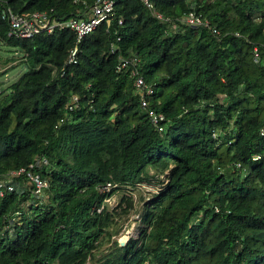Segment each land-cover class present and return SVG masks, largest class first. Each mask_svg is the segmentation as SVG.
<instances>
[{"label":"trees","instance_id":"obj_1","mask_svg":"<svg viewBox=\"0 0 264 264\" xmlns=\"http://www.w3.org/2000/svg\"><path fill=\"white\" fill-rule=\"evenodd\" d=\"M113 1L76 42L58 27L9 36L2 9L64 21L95 0H0V41L19 53L3 64L25 65L0 90V180L13 185L0 196V264H264V0H152L163 20ZM189 11L208 25L183 23ZM20 168L47 187L34 193ZM151 183L120 246L131 191Z\"/></svg>","mask_w":264,"mask_h":264},{"label":"built area","instance_id":"obj_2","mask_svg":"<svg viewBox=\"0 0 264 264\" xmlns=\"http://www.w3.org/2000/svg\"><path fill=\"white\" fill-rule=\"evenodd\" d=\"M141 1L156 18L161 20L167 19L158 10H156L152 0ZM113 2V0H95L90 8V12L87 17H72L64 21L56 20L55 18L51 17L46 11L17 13L9 7H5L2 9V17H4L9 24V36L26 38L41 29L51 32L54 27H58L67 28L73 31L76 35V42H79L85 35L89 34L102 22L109 19L113 10ZM181 21L192 26L208 25L207 20L194 11H189L183 14V16L181 17ZM212 31L214 33L218 32L215 28H213ZM253 51L254 58H258V51L256 49H254ZM76 54L77 45L73 46L70 49L68 54V62H75ZM132 61L135 60L122 59L119 66L123 67L126 64L132 63ZM131 74L134 76V85L137 93L139 94L142 107L146 108L147 115L150 118L151 122L158 128V130H162L160 122L164 119L163 114L156 112L153 109L147 108V100L145 99V96L152 93V87L145 82L136 68H132ZM24 172L26 173L29 180L33 183L34 193L40 194L42 190L47 187L48 184L46 181L41 180L37 174L25 168H20L17 172H13V174ZM11 190H13L12 184L8 183L6 180H0V196H3L6 192H9Z\"/></svg>","mask_w":264,"mask_h":264},{"label":"rangeland","instance_id":"obj_3","mask_svg":"<svg viewBox=\"0 0 264 264\" xmlns=\"http://www.w3.org/2000/svg\"><path fill=\"white\" fill-rule=\"evenodd\" d=\"M18 55L19 53L14 51V48L8 47L0 41V90L10 81L14 80L24 70L25 65L23 63H18L19 58L17 57H15L14 60L8 62L7 64H3V60H5V58ZM10 65L15 66L10 68L6 73H4ZM156 189L157 186L151 183L141 184L131 191L133 198L136 200L135 211H132L125 219L119 234L116 235L117 240H119L124 235H127L129 237L137 236V226L139 224L137 211L141 207L139 198L140 196H149V194L154 192ZM119 197V193L114 194L111 198L107 200V205L109 207L116 205L119 200Z\"/></svg>","mask_w":264,"mask_h":264},{"label":"water","instance_id":"obj_4","mask_svg":"<svg viewBox=\"0 0 264 264\" xmlns=\"http://www.w3.org/2000/svg\"><path fill=\"white\" fill-rule=\"evenodd\" d=\"M128 239H129V236L124 235L118 240V244L120 246H123L128 241Z\"/></svg>","mask_w":264,"mask_h":264}]
</instances>
